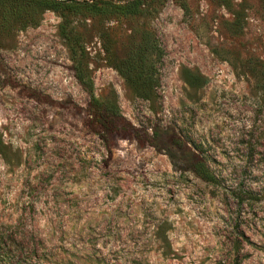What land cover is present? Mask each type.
Here are the masks:
<instances>
[{"label":"rangeland","instance_id":"rangeland-1","mask_svg":"<svg viewBox=\"0 0 264 264\" xmlns=\"http://www.w3.org/2000/svg\"><path fill=\"white\" fill-rule=\"evenodd\" d=\"M188 4L72 17L80 65L59 12L0 38V264H264V0ZM142 23L165 49L155 101L132 93L103 45L108 33L123 58ZM77 66L98 97L117 96L110 148ZM185 67L208 84L192 90ZM196 156L218 183L193 171Z\"/></svg>","mask_w":264,"mask_h":264},{"label":"trees","instance_id":"trees-1","mask_svg":"<svg viewBox=\"0 0 264 264\" xmlns=\"http://www.w3.org/2000/svg\"><path fill=\"white\" fill-rule=\"evenodd\" d=\"M168 0H0V38L11 34L14 30H22L37 25L46 10L59 12L63 17L62 33L73 53L75 60L82 64V50L73 25L72 17L92 16L112 18L128 16L138 20L157 15ZM189 12L188 0H174ZM103 45L112 60L113 66L123 77L132 93L144 100L155 101L160 86L158 63L165 56V49L158 36L146 24L142 23L138 43L123 58L112 57V44L108 33L103 37ZM256 71L258 66L253 65ZM257 70V79L264 77V72ZM255 76V77H256ZM77 77L90 95L88 115L90 127L110 148L111 142L119 135L122 128L123 115L115 93L105 98L95 94L92 78L85 73L83 67L77 66ZM185 83L192 90L205 87L209 79L199 70L185 67L182 70ZM193 171L203 180L218 183V176L207 162L196 156ZM244 199L242 196H239ZM264 200V188L259 195Z\"/></svg>","mask_w":264,"mask_h":264}]
</instances>
